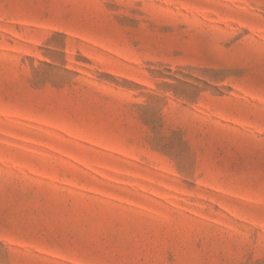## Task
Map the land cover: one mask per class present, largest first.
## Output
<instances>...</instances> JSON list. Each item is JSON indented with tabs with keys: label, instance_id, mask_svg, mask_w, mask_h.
<instances>
[{
	"label": "rangeland",
	"instance_id": "rangeland-1",
	"mask_svg": "<svg viewBox=\"0 0 264 264\" xmlns=\"http://www.w3.org/2000/svg\"><path fill=\"white\" fill-rule=\"evenodd\" d=\"M0 264H264V0H0Z\"/></svg>",
	"mask_w": 264,
	"mask_h": 264
}]
</instances>
